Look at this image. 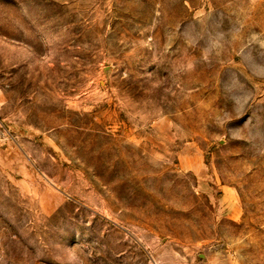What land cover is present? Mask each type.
<instances>
[{
    "label": "rangeland",
    "instance_id": "374dc122",
    "mask_svg": "<svg viewBox=\"0 0 264 264\" xmlns=\"http://www.w3.org/2000/svg\"><path fill=\"white\" fill-rule=\"evenodd\" d=\"M0 264H264V0H0Z\"/></svg>",
    "mask_w": 264,
    "mask_h": 264
}]
</instances>
